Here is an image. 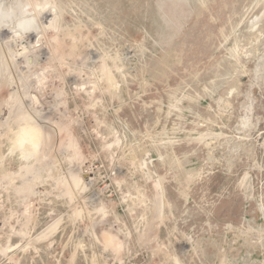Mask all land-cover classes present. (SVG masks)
<instances>
[{
	"label": "rangeland",
	"instance_id": "1",
	"mask_svg": "<svg viewBox=\"0 0 264 264\" xmlns=\"http://www.w3.org/2000/svg\"><path fill=\"white\" fill-rule=\"evenodd\" d=\"M5 9L0 264H264V0Z\"/></svg>",
	"mask_w": 264,
	"mask_h": 264
},
{
	"label": "clouds",
	"instance_id": "2",
	"mask_svg": "<svg viewBox=\"0 0 264 264\" xmlns=\"http://www.w3.org/2000/svg\"><path fill=\"white\" fill-rule=\"evenodd\" d=\"M46 9V6H37V12L32 15L31 19L27 21V27L21 23L16 24V28L13 30L15 39L21 40L24 38V34L33 31H39L40 28V16L43 14V11ZM53 13L55 12L52 9ZM17 19V10L16 9H5L0 12V23H10L13 20ZM50 28L51 24L45 26ZM28 54V50L24 48L19 55L25 56Z\"/></svg>",
	"mask_w": 264,
	"mask_h": 264
},
{
	"label": "bare ground",
	"instance_id": "3",
	"mask_svg": "<svg viewBox=\"0 0 264 264\" xmlns=\"http://www.w3.org/2000/svg\"><path fill=\"white\" fill-rule=\"evenodd\" d=\"M29 132H30V130H29ZM26 133H27V132H26ZM28 135L31 136L32 133H31V134L29 133ZM33 135H35L34 132H33ZM26 136H27V135H25V137L22 136V138H26ZM29 136H28V137H29ZM30 138H31V137H30ZM35 138H36V137H35ZM26 140H27V138H26ZM26 140H23V141H26ZM30 140H31V139H30ZM26 142H27V141H26ZM19 145H20V143H19ZM23 145H24V142H23ZM24 146H25V145H24ZM32 146H33V145H32ZM35 146H36V145H35Z\"/></svg>",
	"mask_w": 264,
	"mask_h": 264
}]
</instances>
